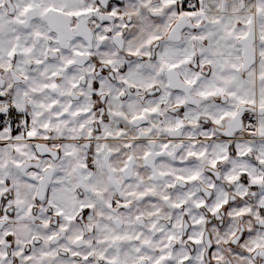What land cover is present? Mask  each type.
I'll return each instance as SVG.
<instances>
[{"label":"snow or ice","instance_id":"obj_1","mask_svg":"<svg viewBox=\"0 0 264 264\" xmlns=\"http://www.w3.org/2000/svg\"><path fill=\"white\" fill-rule=\"evenodd\" d=\"M0 264H264V0H0Z\"/></svg>","mask_w":264,"mask_h":264}]
</instances>
